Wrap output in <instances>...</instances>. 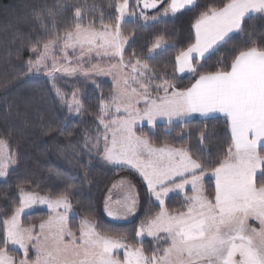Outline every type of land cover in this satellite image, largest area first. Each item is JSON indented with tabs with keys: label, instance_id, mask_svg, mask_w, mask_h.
<instances>
[{
	"label": "snow or ice",
	"instance_id": "obj_1",
	"mask_svg": "<svg viewBox=\"0 0 264 264\" xmlns=\"http://www.w3.org/2000/svg\"><path fill=\"white\" fill-rule=\"evenodd\" d=\"M87 7L68 5L74 19L71 29L63 34L53 30L42 46L37 41L25 61L27 71L45 75L55 98L67 110L65 119L73 113L82 115L87 108L79 88L69 99L57 82L66 76L90 82L100 103L91 118L94 135L82 133L86 154L95 153L105 166L131 170L143 187L142 197L131 180L114 183L104 201L105 215L119 222L140 211L144 203L158 202L160 210L153 212L149 207L131 234V239L141 238L136 241L141 244L143 237L153 238L156 248L146 255L143 247L128 242V234L89 220L83 221L77 235L67 223L69 197L76 194L71 188L41 196L26 191L22 181L16 189L19 196H9L0 209V264H264V0H230L219 8L198 0H113L107 17L100 15L85 24L82 8ZM250 14H256L259 23ZM169 15L187 17L195 30L194 43L190 28L186 50L175 56L178 72L195 78L191 86L174 83L175 74L169 78L167 71L152 69L135 52L127 61L124 57L128 37L120 29L127 17L147 22ZM161 44L162 38L152 49ZM69 50L74 60L69 59ZM221 51L228 53L227 59L218 57L213 70L204 71ZM57 52L63 63L57 60ZM86 57L98 63L89 61L88 68H83ZM103 60L109 61L106 67L99 63ZM101 76L113 77L115 89L107 97L96 82ZM141 101L143 107L138 106ZM217 113L226 118L224 132L230 131V137L214 159L201 160L191 148L172 147L166 141L156 146L142 129L138 134L137 126L144 121L154 128L160 117L171 124L174 118L199 114L209 119ZM207 138L201 132L198 142ZM7 147V141H0V149ZM14 163L12 155L0 150V177H7L8 165ZM206 177L214 179L212 199L204 194ZM124 184L131 194L113 200V190ZM172 192L183 193V210L170 211L166 206ZM33 205H45L53 213L38 229L20 222L21 214ZM251 218L259 221L258 228L249 225ZM9 245H18L22 258L11 255Z\"/></svg>",
	"mask_w": 264,
	"mask_h": 264
},
{
	"label": "trees",
	"instance_id": "obj_2",
	"mask_svg": "<svg viewBox=\"0 0 264 264\" xmlns=\"http://www.w3.org/2000/svg\"><path fill=\"white\" fill-rule=\"evenodd\" d=\"M198 2L219 8L230 0ZM112 3L113 0H0V140L7 141L10 151L16 156V167L8 173L5 180H0V209L6 206L5 201L9 196L14 193L15 197L19 196L16 189L22 181H25L26 191L41 196L62 193L65 188H71L76 193L69 197L75 215L69 218L68 225L74 233L79 235L80 225L84 220L94 224L102 223L107 229L128 234V242L143 247L145 254L150 255L149 250L156 248V242L145 240L142 244L137 243V238L131 239V234L144 219V213L149 207L153 212L160 210L154 201L144 203L143 208L128 222H115L105 215L104 201L114 183L121 178H127L142 197L143 187L140 178L131 170L105 166L95 158V153L90 157L83 148L82 133L87 131L94 135L91 118L96 114L100 103L96 99L95 89L90 87V82L65 81L62 86L65 94L70 97L71 92L79 88L83 94L81 99L84 107L87 108V112L81 117L73 118L70 115V118L65 119L67 110L61 107L47 80L29 74L25 63L30 56L31 47L37 41L42 46L53 30L63 34L66 29H71L74 19L68 5L88 6L82 8L84 23L87 24L89 19L96 20L97 16L107 17L112 11ZM37 16L40 17L39 21L36 20ZM252 18L253 22L259 23L255 16ZM190 28L193 36L191 42L194 43V28L187 17L176 19L174 16L148 25H143L139 20L126 21L121 32L131 41L124 57L128 60L135 52L152 69L167 71L169 78L175 74L178 79L174 83L191 86L195 78L192 75L179 77L175 61V56L181 50H186L189 44L187 38ZM161 38L170 47L154 57H149L152 45ZM227 56L228 53L224 51L216 53L203 70H213L211 66L216 64L217 58L227 59ZM96 82L102 85L100 91L106 97L114 91L110 81L99 79ZM224 129L223 118H195L170 125L158 124L152 131L142 128L144 135L156 146H163L166 141L172 147H189L201 160L214 159L224 147L225 141L230 137V131L226 135ZM201 132H206L208 136L202 144L198 142ZM204 188L205 195L212 199L214 179L205 180ZM188 194L191 195V192L188 191ZM15 197L13 207L18 206ZM183 199L182 196H172L166 201V206L170 211L183 210ZM89 207L94 212L89 213ZM50 216L44 210L33 211L24 216L22 226H35L38 229L39 224ZM163 247L167 248L168 245ZM8 250L17 259L22 258L20 252L10 248ZM29 255L33 256V253L30 252Z\"/></svg>",
	"mask_w": 264,
	"mask_h": 264
},
{
	"label": "rangeland",
	"instance_id": "obj_3",
	"mask_svg": "<svg viewBox=\"0 0 264 264\" xmlns=\"http://www.w3.org/2000/svg\"><path fill=\"white\" fill-rule=\"evenodd\" d=\"M148 15L151 17L152 13L149 12ZM174 16H175V15H169V16H167V17L162 18L161 20H166V19H169V18H173ZM129 20H137V19H136L134 16H132V17H127V18L125 19V21L122 22V25H123L124 22L129 21ZM161 20H159V21H161ZM139 21H140L143 25H148V24H153V23L159 22V21H152V20H149V21L146 22V21H144V20H142V19L139 20ZM120 31H121V29H120ZM121 33H122V32H121ZM122 35H123V34H122ZM130 41H131V39H128L127 43L124 45V53H125V50H126L128 44L130 43ZM169 47H170V45H169L168 43H166L165 41L162 40L161 47H160L159 49H154V50L151 49V51L149 52V53H150V54H149V57H154L155 55H157V54L163 52L165 49H167V48H169ZM77 51H78V50H77ZM61 57H62V54L59 53V52H57V53H56V58H57V60H58V61H61V63H63ZM69 59H70V60H74L73 53H72L71 50H69ZM125 60H126V59H125ZM89 61H90L91 63H98L97 60H90V58L86 57L85 60H84V62H83L82 65H81V67H83V68H88V66H89ZM126 61H127V60H126ZM99 63H100L101 66L106 67V66L108 65L109 61H107V60H103V61H99ZM111 63H117V61H116V60H112ZM63 66L67 67V66H69V65H68V64H64ZM71 66H76V65L73 63ZM128 71H130V70L125 69V73H127ZM114 74H116V75H117V78L119 79V74H118V73H115V70H114ZM32 76H34V77H43V78L46 79L45 75H43V74H37V75H32ZM99 79L110 81V82L112 83L114 89H115V84H114V81H113V77H112V76H101V77L96 78V80H99ZM74 80H81V81H84V79H82V78H78V77H76V76H66L65 78H63V79H61L60 81L57 82V83H58V87L63 91V93H65L64 90L62 89V86L64 85V82H65V81H74ZM129 84L131 85V87H133V88H137V90L139 91L138 85L132 83L131 80H129ZM153 94H156V93L153 91L152 95H153ZM68 98L70 99L69 96H68ZM138 106H139V107H143V101H141V103H140ZM81 116H82V115H80V114H75V113L71 114V117H73V118H79V117H81ZM160 119H162V117L158 118L157 121H160ZM156 123H157V122H156ZM137 128H138V129L148 128V129L151 130V131L154 129L151 125H149V124L147 123V121H144V122H142L141 124H139V125L137 126ZM0 141H1V140H0ZM0 150L8 152V153H9L10 155H12V156L14 157V159H15V163H14V164L8 165V170H9L8 173H9L10 171H12V170L16 167V156L14 155V153H12V152L10 151L9 146H8L6 149H0ZM111 167H113V166H111ZM114 168H120V167H119V166H115ZM124 169H127V168H124ZM128 170H129V169H128ZM210 178H211V177H206L205 180L210 179ZM5 179H6V177H0V180H2V181L5 180ZM212 179H213V178H212ZM189 187H190V186H189ZM130 194H131V193L129 192V189H128V188L124 187L123 185H120V186H118L116 189L113 190V193H112V199H113V200L123 199L125 196L130 195ZM204 194H205V193H204ZM175 195H183V193H180V192H172V193L169 194V197H172V196H175ZM183 196H184V195H183ZM205 196H206V195H205ZM169 197H168V198H169ZM168 198H166V200H167ZM155 203L158 205V202L155 201ZM113 207H116V206L113 205ZM36 210H44V211L49 212V213L51 214V216L53 215L51 209L47 208V206H45V205H33L31 208L25 209V211L21 214V216H20V222H21V224H22V219L24 218V216H26L27 214H29V213H31V212H33V211H36ZM72 212H73V211H72ZM136 213H137V212H136ZM136 213H135V214H136ZM135 214H134V215H135ZM74 215H75L74 213H70V212L67 214V223H68L69 218L74 217ZM134 215L130 216V217H129L128 219H126V220L119 221V222H128V221H130V220L134 217ZM108 218H109V217H108ZM109 219H110V218H109ZM110 220H112V219H110ZM112 221H114V220H112ZM115 222H117V221H115ZM248 223H249V225H250L251 227H253V228H258V227H259V221L256 220L255 218H251V219L249 220ZM68 226H69V225H68ZM82 226H83V222H82L81 225H80V229H81ZM46 231H47V230H46ZM65 239L67 240L68 237H65ZM139 239H141V238H137V240H139ZM152 239H153V238H151V237L145 236V237L142 238V242L145 241V240H152ZM153 241H155V240H153ZM9 248L18 251V252H20L21 254H22V252H23V250H22L18 245H9ZM120 251H121V254H122V251H123V250H120Z\"/></svg>",
	"mask_w": 264,
	"mask_h": 264
},
{
	"label": "crops",
	"instance_id": "obj_4",
	"mask_svg": "<svg viewBox=\"0 0 264 264\" xmlns=\"http://www.w3.org/2000/svg\"><path fill=\"white\" fill-rule=\"evenodd\" d=\"M194 2H196V0H194ZM256 14H250V17H253V16H255ZM195 31V30H194ZM195 62V61H194ZM202 62V61H201ZM177 75L179 76V77H184V76H189V75H191L190 73H187V72H185V73H179L178 72V65H177ZM156 94H153V96H155ZM161 95H162V93H161ZM195 118H197V119H201V120H207V119H204V118H202V117H200L199 116V114H193V116H191V117H188V118H185V119H181V118H174V120H173V122L171 123V124H176V123H181V122H185V121H189V120H192V119H195ZM212 118H223V119H226L224 116H223V114H219V113H217V114H211V118H209V119H212ZM158 124H167V125H170V123H168V121H167V118L166 117H162V119H160V121H157V123H156V125H158ZM124 187H126V188H128V185L127 184H124L123 185ZM129 189V188H128ZM187 191H190L191 192V189H190V187H189V189L187 190ZM191 194H192V192H191ZM175 196H182V197H184L183 195H175ZM170 198V197H169ZM168 198V199H169ZM167 199V200H168ZM166 200V201H167ZM154 201V200H153ZM155 202V201H154ZM73 213L72 212V207L69 209V211L67 212V214L68 213ZM152 240H154V239H152Z\"/></svg>",
	"mask_w": 264,
	"mask_h": 264
}]
</instances>
